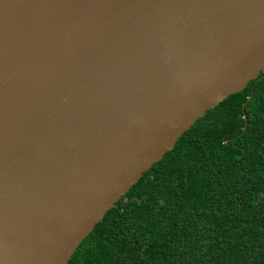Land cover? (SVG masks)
<instances>
[{
	"label": "water",
	"instance_id": "1",
	"mask_svg": "<svg viewBox=\"0 0 264 264\" xmlns=\"http://www.w3.org/2000/svg\"><path fill=\"white\" fill-rule=\"evenodd\" d=\"M261 72L264 0H0V264H68Z\"/></svg>",
	"mask_w": 264,
	"mask_h": 264
},
{
	"label": "trees",
	"instance_id": "2",
	"mask_svg": "<svg viewBox=\"0 0 264 264\" xmlns=\"http://www.w3.org/2000/svg\"><path fill=\"white\" fill-rule=\"evenodd\" d=\"M68 264H264V72L198 119Z\"/></svg>",
	"mask_w": 264,
	"mask_h": 264
}]
</instances>
